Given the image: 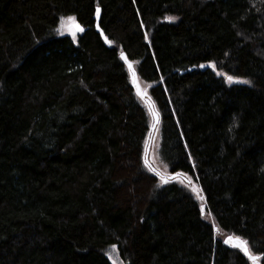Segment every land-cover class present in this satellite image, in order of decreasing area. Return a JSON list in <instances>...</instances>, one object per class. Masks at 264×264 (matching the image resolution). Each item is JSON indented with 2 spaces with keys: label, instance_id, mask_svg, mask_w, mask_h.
I'll return each instance as SVG.
<instances>
[{
  "label": "trees",
  "instance_id": "obj_1",
  "mask_svg": "<svg viewBox=\"0 0 264 264\" xmlns=\"http://www.w3.org/2000/svg\"><path fill=\"white\" fill-rule=\"evenodd\" d=\"M230 237L264 264V0H0V264H253Z\"/></svg>",
  "mask_w": 264,
  "mask_h": 264
},
{
  "label": "rangeland",
  "instance_id": "obj_2",
  "mask_svg": "<svg viewBox=\"0 0 264 264\" xmlns=\"http://www.w3.org/2000/svg\"><path fill=\"white\" fill-rule=\"evenodd\" d=\"M81 27L78 25V22L76 20V17L73 15L70 16H64L61 18L58 28L56 29L55 33L57 35H68L70 36L74 41H77L79 35L83 32L80 31ZM216 70V68L214 67ZM216 73L224 78V80L228 84H244V85H250L251 81L248 78H241V77H233L231 75H228L226 72H221L219 70H216ZM232 77V80H229L228 78ZM244 81H247L248 83H244ZM153 145L151 146L150 153H149V160L150 163L145 159L146 167L152 171V166L156 167L158 171L162 172L165 176L169 175V166L162 160L160 156V134H156V136L153 139ZM162 178V177H161ZM162 183V181L160 182ZM183 186L187 189L188 192H190L193 196L196 198H201L203 196L202 190L199 186V184L195 180L186 181L185 183H182ZM207 218L211 221H213V218L211 216H207ZM218 238L224 237V235L218 230L216 232ZM106 254L111 260L113 264H125L122 259L120 258L118 248L116 246H110L106 249Z\"/></svg>",
  "mask_w": 264,
  "mask_h": 264
},
{
  "label": "water",
  "instance_id": "obj_3",
  "mask_svg": "<svg viewBox=\"0 0 264 264\" xmlns=\"http://www.w3.org/2000/svg\"><path fill=\"white\" fill-rule=\"evenodd\" d=\"M121 59L125 62L127 69L130 71V73L134 74L135 73L134 65L132 62H130L128 60V58L126 57V55L124 53L121 54ZM131 79H132L133 84L136 85L135 81H134V77H132ZM138 90H140V91H138V95L141 96L142 98L146 99L147 103L149 104V106L152 110L153 118H154L153 125L151 128V130H152L151 138H150V143H151V141L153 140V137L155 135L157 126L159 124V115L156 112V110L154 109L153 103L150 101L149 97H147V93L141 92V88H140L139 84H138ZM149 152H150V144L147 147V153H149ZM156 171L158 173H160L158 170H156ZM175 177H176V175L169 176L170 179L175 178ZM229 240L233 246L240 248L244 254H245V250H246L247 254H245V255L252 261L253 264H261L259 261V257L250 252V250L248 249V246L246 245V243L243 240H241L240 238H233V237H230Z\"/></svg>",
  "mask_w": 264,
  "mask_h": 264
},
{
  "label": "snow or ice",
  "instance_id": "obj_4",
  "mask_svg": "<svg viewBox=\"0 0 264 264\" xmlns=\"http://www.w3.org/2000/svg\"><path fill=\"white\" fill-rule=\"evenodd\" d=\"M97 14H99V9H97ZM80 31H83V29H79ZM229 80H232V77L228 78ZM244 83H248L247 81H244ZM245 254H247V251L245 250ZM251 258V257H250Z\"/></svg>",
  "mask_w": 264,
  "mask_h": 264
}]
</instances>
